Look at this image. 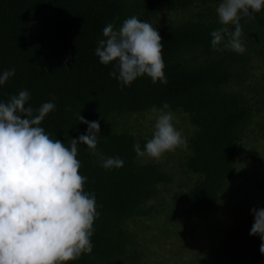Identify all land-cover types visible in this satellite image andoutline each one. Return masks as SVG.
Wrapping results in <instances>:
<instances>
[{
    "label": "trees",
    "instance_id": "obj_1",
    "mask_svg": "<svg viewBox=\"0 0 264 264\" xmlns=\"http://www.w3.org/2000/svg\"><path fill=\"white\" fill-rule=\"evenodd\" d=\"M259 60L264 0H0V264H142L144 221L207 219L264 141ZM251 188L194 264H264Z\"/></svg>",
    "mask_w": 264,
    "mask_h": 264
},
{
    "label": "rangeland",
    "instance_id": "obj_2",
    "mask_svg": "<svg viewBox=\"0 0 264 264\" xmlns=\"http://www.w3.org/2000/svg\"><path fill=\"white\" fill-rule=\"evenodd\" d=\"M173 15L175 14L171 13L165 17L171 18L174 17ZM258 62L257 73L260 74L264 67L261 60ZM156 129L160 132L164 130V127L160 126ZM253 138V136L248 135L243 142L245 152L238 161V179L230 182V190L216 201L215 207L207 219L197 218L180 221L179 224L171 226L165 235L160 233L156 219L144 221L146 224L144 227L147 226V228L144 236L141 237L145 244L142 264H194L205 244L210 240L217 239L221 233L238 223L244 215L251 211L253 204L258 199L254 188H251V183L256 178L264 176V141H254ZM175 145V140L164 139L161 148L144 155L146 161L165 160H162L164 167L173 173L172 182L163 185L167 189L163 190L162 195L167 198L181 189L180 183L186 180V175L181 174L177 167L178 157L170 158L169 153L175 152ZM254 154L260 156L259 159L253 158L252 155ZM162 195L157 198V202L164 206V201H161ZM257 203L259 201L255 205ZM160 217L159 214L157 219ZM133 225L136 224L133 223Z\"/></svg>",
    "mask_w": 264,
    "mask_h": 264
}]
</instances>
